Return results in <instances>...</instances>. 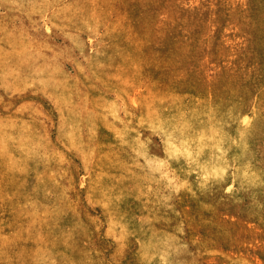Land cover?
I'll return each mask as SVG.
<instances>
[{
    "label": "rangeland",
    "instance_id": "1",
    "mask_svg": "<svg viewBox=\"0 0 264 264\" xmlns=\"http://www.w3.org/2000/svg\"><path fill=\"white\" fill-rule=\"evenodd\" d=\"M0 264H264V0H0Z\"/></svg>",
    "mask_w": 264,
    "mask_h": 264
},
{
    "label": "bare ground",
    "instance_id": "2",
    "mask_svg": "<svg viewBox=\"0 0 264 264\" xmlns=\"http://www.w3.org/2000/svg\"><path fill=\"white\" fill-rule=\"evenodd\" d=\"M123 195V194H122Z\"/></svg>",
    "mask_w": 264,
    "mask_h": 264
}]
</instances>
